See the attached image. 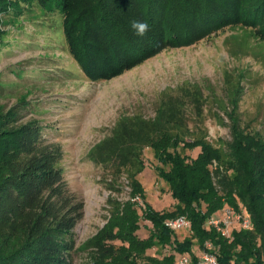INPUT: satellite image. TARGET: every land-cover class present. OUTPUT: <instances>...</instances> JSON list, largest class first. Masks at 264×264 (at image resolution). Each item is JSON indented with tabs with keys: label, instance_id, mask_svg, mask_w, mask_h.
<instances>
[{
	"label": "trees",
	"instance_id": "16d2710c",
	"mask_svg": "<svg viewBox=\"0 0 264 264\" xmlns=\"http://www.w3.org/2000/svg\"><path fill=\"white\" fill-rule=\"evenodd\" d=\"M46 1L0 0V35L3 16L23 4L44 7ZM60 4L70 53L92 82L114 79L167 47L191 46L231 25L257 28L264 37V0H60ZM132 20L148 23L144 37L135 35ZM22 104L26 102L0 110V264H73L77 251H86L91 264H177L183 255L197 264L194 246L214 254L219 264H264V138L243 123L237 100L226 112L231 141L223 151L224 162L206 141L183 139L188 132L173 105L162 106L153 120L121 119L95 150L98 163L110 167L117 180L128 174L131 200L108 201V223L83 249H75L73 231L84 206L68 195L55 166L58 150L42 141L36 121L22 122ZM180 147L201 151L191 158ZM144 148L155 151L157 173L177 202L173 211L158 212L147 204L143 186L131 172L144 166ZM214 161L222 165L211 169ZM225 209L249 216L251 229L236 226L227 239L206 228L207 220ZM180 216L191 222V235L183 239L165 226L166 220ZM142 220L151 224L145 239L139 234L146 227Z\"/></svg>",
	"mask_w": 264,
	"mask_h": 264
},
{
	"label": "rangeland",
	"instance_id": "374dc122",
	"mask_svg": "<svg viewBox=\"0 0 264 264\" xmlns=\"http://www.w3.org/2000/svg\"><path fill=\"white\" fill-rule=\"evenodd\" d=\"M64 18L60 0H47L44 7L23 4L1 18L0 110L25 101L22 122L36 121L42 141L58 150L55 166L68 195L84 206L73 231L75 249H83L108 223L111 198L131 200L128 174L117 180L110 167L98 163L95 150L124 117L153 120L162 106L173 105L188 132L183 139L206 141L224 162L231 141L226 112L237 100L243 123L264 138V37L257 28L231 25L191 46L167 47L114 79L92 82L70 53ZM143 150L144 166L131 172L147 204L158 212L173 211L177 202L157 173L155 151ZM179 151L196 158L201 149ZM220 164L214 161L211 169ZM141 225L145 239L151 224L142 220ZM190 235L178 232L180 239ZM193 250L198 257L202 253L198 246ZM72 262L91 264L86 251L73 253Z\"/></svg>",
	"mask_w": 264,
	"mask_h": 264
},
{
	"label": "built area",
	"instance_id": "2783aa9c",
	"mask_svg": "<svg viewBox=\"0 0 264 264\" xmlns=\"http://www.w3.org/2000/svg\"><path fill=\"white\" fill-rule=\"evenodd\" d=\"M165 226L174 233L191 231V222L185 216L168 219L165 221ZM236 226L249 230L252 227V223L249 216L245 213L236 212L233 209H225L223 210L222 216L212 217L206 222V228L216 229L218 233L227 239L231 238L233 228ZM207 248L211 250L212 247L208 244ZM177 264H193L192 257L183 255ZM197 264H219V261L214 254L204 251L198 257Z\"/></svg>",
	"mask_w": 264,
	"mask_h": 264
},
{
	"label": "clouds",
	"instance_id": "9594fccd",
	"mask_svg": "<svg viewBox=\"0 0 264 264\" xmlns=\"http://www.w3.org/2000/svg\"><path fill=\"white\" fill-rule=\"evenodd\" d=\"M149 25L145 21L132 20L131 28L134 31L137 37H144L146 33L149 31Z\"/></svg>",
	"mask_w": 264,
	"mask_h": 264
}]
</instances>
